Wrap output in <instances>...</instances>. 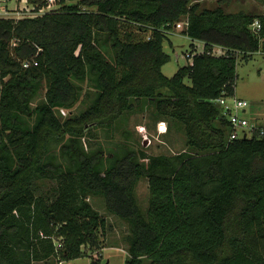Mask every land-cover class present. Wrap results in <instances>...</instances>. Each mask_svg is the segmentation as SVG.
Returning <instances> with one entry per match:
<instances>
[{"label": "trees", "instance_id": "obj_1", "mask_svg": "<svg viewBox=\"0 0 264 264\" xmlns=\"http://www.w3.org/2000/svg\"><path fill=\"white\" fill-rule=\"evenodd\" d=\"M55 3L35 16L0 17V264H61L101 249L107 221L92 196L130 226L127 264H264V133L230 141L216 101L235 95L239 63L264 52V14L193 0ZM180 21L204 50L193 43L192 62L168 77L164 42ZM87 79L94 102L61 120L56 109H72L76 82ZM43 84L46 102L34 107ZM152 106L157 122L185 133L184 151L147 154L124 142L106 157L86 148V125L120 126ZM142 178L147 214L137 197ZM39 179L56 187L38 194Z\"/></svg>", "mask_w": 264, "mask_h": 264}, {"label": "rangeland", "instance_id": "obj_2", "mask_svg": "<svg viewBox=\"0 0 264 264\" xmlns=\"http://www.w3.org/2000/svg\"><path fill=\"white\" fill-rule=\"evenodd\" d=\"M199 1L202 7L214 8L222 4L223 8L228 12L246 11L249 13L264 14V0H193ZM50 9L60 8L55 3V0H49ZM2 6V5H1ZM34 6L30 3L18 10H8L9 13H1L0 17H15L22 18L32 15L42 14L44 10L35 11ZM12 11V12H11ZM14 12V13H13ZM19 12V13H15ZM183 30V29H181ZM180 29L168 33L164 42V50L170 55V60L167 62L162 71L168 77L173 76L176 71L186 66L192 61L189 54L192 52L193 43L196 45V52L204 50V43L201 40H192L191 37L183 33ZM141 36V35H140ZM142 37V36H141ZM147 38V35H145ZM217 53L223 51L221 46L215 48ZM225 50V49H224ZM238 80L236 90L247 100L250 106L254 109L264 110V52L259 51L254 53L249 61H241L238 65ZM81 87V97L72 109L60 108L56 112L61 120H66L69 117L76 116L85 111L94 102L97 91L94 88L93 81L87 79L85 81H77ZM164 94L168 91L164 90ZM46 87L43 84L33 100L32 105L38 106L45 101ZM219 105V104H218ZM259 113V112H258ZM157 114L154 107L148 109L139 108L126 116V119L120 120L114 127L86 125L84 143L88 150L103 151L106 157L125 146L124 142L133 145L137 150H143L147 154H168L173 155L187 148L186 135L182 130H179L176 125L171 128L169 122L166 133L160 134L157 130ZM33 122L35 115L30 117ZM257 121V120H256ZM264 124V121H262ZM52 152L59 153V145L52 144ZM37 193H50V190L56 187V182L49 179L37 180ZM149 182L147 178H142L137 186V197L139 204L145 214H147L149 200ZM94 207L106 218L107 227L100 231L101 249L93 250L86 247V252L90 256L85 255L80 258L66 260L61 264H92V261H97L98 264H127L128 251L126 236L130 231V226L119 216L108 212L105 204V197L92 196L90 198ZM37 264V263H36ZM42 264V263H38Z\"/></svg>", "mask_w": 264, "mask_h": 264}, {"label": "built area", "instance_id": "obj_3", "mask_svg": "<svg viewBox=\"0 0 264 264\" xmlns=\"http://www.w3.org/2000/svg\"><path fill=\"white\" fill-rule=\"evenodd\" d=\"M8 10L9 9H7L5 6H0L1 13H9L10 11ZM186 24H187L186 21H180L179 23L176 24L174 29L184 30ZM251 28L257 32L259 29L261 30L260 20L256 19L251 25ZM220 53H224V51ZM30 64L31 63L29 62H25V66H28ZM216 101L219 104V106H221L222 112L229 122L231 128V132L229 136L230 141H234L236 139H242V138H250L253 136V132L256 131L257 129L260 130L261 133H264V126H260L256 120H252L250 118L248 112L247 100L240 98L236 95H222ZM157 130L160 134L166 133L168 130V125L166 121H160L159 124L157 125Z\"/></svg>", "mask_w": 264, "mask_h": 264}, {"label": "crops", "instance_id": "obj_4", "mask_svg": "<svg viewBox=\"0 0 264 264\" xmlns=\"http://www.w3.org/2000/svg\"><path fill=\"white\" fill-rule=\"evenodd\" d=\"M54 2V0H53ZM27 4H29L28 0H0V6H5L7 9L9 10H18L19 8H23L25 6H27ZM46 9H50V8H46ZM46 9L44 11H46ZM14 13V12H13ZM16 13V12H15ZM236 96L243 98L242 96H240V94L238 93V91L236 90L235 92ZM245 99V98H243ZM246 100V99H245ZM248 112H249V116L252 120H257L258 124L260 126H263L264 124L262 123V121H264V110L261 109H254L252 106L249 105L248 103ZM259 112V113H258ZM38 264V263H42L44 264L43 261H39V262H35L34 264Z\"/></svg>", "mask_w": 264, "mask_h": 264}, {"label": "bare ground", "instance_id": "obj_5", "mask_svg": "<svg viewBox=\"0 0 264 264\" xmlns=\"http://www.w3.org/2000/svg\"><path fill=\"white\" fill-rule=\"evenodd\" d=\"M236 95V94H235ZM224 115V114H223ZM225 116V115H224Z\"/></svg>", "mask_w": 264, "mask_h": 264}]
</instances>
